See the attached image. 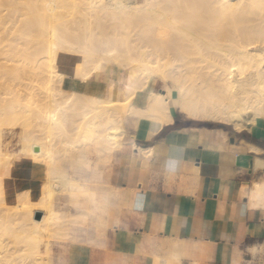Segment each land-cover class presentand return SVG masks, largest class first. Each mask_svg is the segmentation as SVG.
<instances>
[{
	"label": "bare ground",
	"instance_id": "6f19581e",
	"mask_svg": "<svg viewBox=\"0 0 264 264\" xmlns=\"http://www.w3.org/2000/svg\"><path fill=\"white\" fill-rule=\"evenodd\" d=\"M2 11L0 46L9 23ZM33 11L24 29L35 28L39 38L36 55H46L44 68L27 72L40 87L37 102L26 106L13 101L10 92L14 88L8 92L9 82L19 80L18 73L27 70L6 65L16 54L7 44L5 51L0 47V82L4 80L0 83V250L9 248V241L1 246L5 225L15 222L12 232L18 234L10 244H19L23 256H38L37 264L63 260L72 241L68 225L83 224L90 211L97 214L96 231L102 232L101 215L108 224L117 207L103 194L104 175L121 149L117 139H122L124 128L120 125L110 133L91 134L100 121L111 120V112L121 105H127L126 117H146L162 125L171 119L165 100L174 88L179 95L173 103L177 100L188 119L217 120L238 131L246 130L257 118L264 119V0H41ZM71 58L72 66L63 67ZM112 66L125 73L121 101L94 89L61 86L68 76L77 80V86H85ZM151 82L167 93L148 92L147 108L141 111L132 100ZM27 116L39 121L40 131L32 130L35 127ZM21 119L25 120L16 123ZM14 126L19 132V149L10 152L4 138L6 132L16 131ZM54 130L64 135L86 131L71 163L81 183L65 175L61 156L53 153ZM24 162L30 165L29 182L38 175L33 165L43 166L39 196L35 199L29 187L13 183L15 197L10 199L7 186ZM67 205L80 214H68ZM4 251H0V264L7 258Z\"/></svg>",
	"mask_w": 264,
	"mask_h": 264
},
{
	"label": "crops",
	"instance_id": "0c3cea01",
	"mask_svg": "<svg viewBox=\"0 0 264 264\" xmlns=\"http://www.w3.org/2000/svg\"><path fill=\"white\" fill-rule=\"evenodd\" d=\"M122 75L112 66L85 86L71 76L66 85L104 94L112 83L107 97L119 92L121 101ZM148 92L167 93L151 82L132 105L145 110ZM178 95L172 88L165 100L168 123L124 118L129 139L120 140L103 180L117 207L108 224L101 215L102 232L92 229L95 245L71 255L65 245L57 264L68 255L70 264H264V119L239 131L188 119L173 103Z\"/></svg>",
	"mask_w": 264,
	"mask_h": 264
},
{
	"label": "rangeland",
	"instance_id": "374dc122",
	"mask_svg": "<svg viewBox=\"0 0 264 264\" xmlns=\"http://www.w3.org/2000/svg\"><path fill=\"white\" fill-rule=\"evenodd\" d=\"M39 1L41 2V0H39ZM40 2H38V0H4V1H0V9L3 10L2 15H4L5 18H7L9 21V23H7L4 26V28L6 30L5 36L2 39L4 44L2 43L0 47H2L3 50L5 51L6 48H8L7 45H9L10 46L9 48L11 49V51L16 54V57H14L12 55V58H14L13 59L14 61L7 63L6 65L17 67L18 69H20V67H22L21 68L22 70H27V71H23L24 74L19 72L18 74H20V76H19L20 81L19 80H16V81L13 80V83L9 82V85H8L9 88H7V90L9 92V90H11L12 88H14V90L16 89L15 92H14V90H11L13 93L10 92V96L12 97V99L14 96L13 101L19 100L18 102L21 105H26V106L32 105L33 102L35 103V101L37 102L38 98H40V93H41L40 87H38L39 84L37 82H34L32 79H29L30 76H29V74H27V72H30L31 69L41 70V68H44V62H45V57H46L45 53L44 54L38 53V55H36L35 51L37 49H36L35 45L38 42L39 38H38V35L35 33V28H34V31H27L24 29V27H25L24 25L30 21V19L32 18V16L35 13L33 11L34 6L40 5ZM35 16H36V14H35ZM32 20H36V19H34V17H33ZM1 35H2V33H0V36ZM5 44H7V45H5ZM36 72H38V71H36ZM59 73H61V72H59ZM21 76H22V79H21ZM124 76H125V73L122 75V78H125ZM23 77L25 78V80ZM64 78L66 79V77H64ZM26 79L28 81H26ZM23 80H24V86H23ZM3 81L0 83H4ZM123 82L124 81H122V83ZM19 83H21L20 84L21 86L19 85ZM35 83H37V84H35ZM30 85H32V86H30ZM16 86L21 88V89L18 90ZM61 86L66 90L67 89L68 90L74 89V87L71 88V87H68L66 85V80L64 81V83H62ZM32 88H33V90H32ZM24 90H25V92H24ZM38 90H40V91H38ZM33 92H34V94H33ZM37 92H38V94H37ZM105 92L106 93L101 94V95H103V96L107 95V88L105 89ZM27 93H28V95H27ZM10 96L8 98H11ZM35 96H37V98ZM108 96L110 97V95H108ZM28 99H31L30 102ZM116 99H119V92L116 93ZM175 103L174 104L179 109V106L177 104L178 103L177 100H175ZM126 107H127V105H121L118 108V110L115 111V113H114V111H112L111 116H110L111 120L100 121L97 124V127L94 130H92L93 133L91 132L92 133L91 135L95 136V135H97V133H99L101 131H104L103 133H110V132H113L115 128L122 125L126 130V134H125V136L122 137V141H123V143L126 144L127 140L129 139L128 134H127L128 125L124 121V118L126 117V110H127ZM179 111H180V109H179ZM27 117H29V116H27ZM7 118H8V116L7 117L5 116V119H7ZM32 118H33V116L29 117V122L31 123V126L33 127V125H34L35 128L34 129H32L31 127L30 128L33 131H38V130L40 131V129L37 128L39 121L34 120V118L33 119ZM21 120H19V122H16V123H22L25 119L22 121ZM213 121H217V120H213ZM13 128H14V130L16 129V131L6 132L4 140L7 144V147L9 148L10 152H17L19 149V142H18L19 132H18L16 126H14ZM37 134L38 135H45L44 132H41V133L37 132ZM85 135H87L86 131L78 132V133L77 132H71L68 135H64L57 130H54L51 133L53 153L61 156L60 160H61L62 170L65 172V175L68 176V178L76 179L79 181V183H81V181L77 178L78 177L77 174L79 173V171H78V169H76L75 171L77 174H74L72 172L73 169L71 167V163L74 161L75 152L77 151L78 146L80 145V143L83 139V136H85ZM117 140H118V142H120L119 139H117ZM27 168H28L27 163L26 162L22 163V167L19 168V170L17 172L18 175H17L16 179L9 181V186H7V196L10 199H14V197H15L14 196L15 192L12 191L13 183L15 185H18V186L22 185L23 188L29 187L30 188L29 194L32 197H34L35 199L39 196L40 188L42 186V181H40L39 178L42 177V175H43V169H42L43 166L38 165V164L33 165L32 169H33V171H35L33 173H34V175L35 174H38V175H35L34 180H32L31 182H28V177L26 175L27 174ZM20 191L21 190L19 189L18 192H20ZM57 195H59V194H57ZM106 196L107 195H105V197ZM66 211L68 214H71L73 217H77L78 214H80L79 210L71 208L68 205L66 206ZM96 215L97 214L95 212L90 211V212L85 214V218H84L85 220H84L83 224L77 223V224L71 225V226L68 225L69 229L67 231V234H69L70 239H72V241L69 240L70 241L69 243L67 241L68 249L70 250L69 255H71L73 252H79L80 247H82V246L95 245L97 233L95 231H92V229L95 226L94 223H95ZM16 223L17 222H15L14 224H6L5 229L7 231H5L3 238H1L4 240V242H2L3 244L1 246L5 245L9 241V244L7 243V245H9V248L7 246V247H5V249H2L3 251L5 250L4 251L5 254H7L9 252L7 255L4 254V256H7V258L4 259L5 264H37L38 256H34V257L33 256H23L22 255L23 253L21 252V248H20L19 244H10L11 241H13L12 236L18 234V233L12 232V231H15V229H16L15 228ZM5 240H6V242H5ZM18 246H19V248L17 249ZM10 248L11 249L13 248V249L11 250ZM53 249H54V251H56L57 246L53 245ZM2 250H0V251H2ZM68 256L66 257L65 262L62 264H70V260L68 259ZM48 264H57V262L53 258V259H51V261H49Z\"/></svg>",
	"mask_w": 264,
	"mask_h": 264
},
{
	"label": "water",
	"instance_id": "95a60500",
	"mask_svg": "<svg viewBox=\"0 0 264 264\" xmlns=\"http://www.w3.org/2000/svg\"><path fill=\"white\" fill-rule=\"evenodd\" d=\"M41 216V214L39 212L35 213V217L39 218Z\"/></svg>",
	"mask_w": 264,
	"mask_h": 264
}]
</instances>
